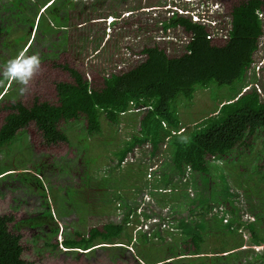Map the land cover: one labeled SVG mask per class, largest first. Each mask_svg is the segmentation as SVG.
<instances>
[{
	"label": "rangeland",
	"instance_id": "374dc122",
	"mask_svg": "<svg viewBox=\"0 0 264 264\" xmlns=\"http://www.w3.org/2000/svg\"><path fill=\"white\" fill-rule=\"evenodd\" d=\"M28 1L30 7L24 8L25 12H21L19 18V0H0V92L7 91L9 95L0 100V128L10 113L4 107L10 103L19 101L28 108L36 102L59 104L57 84L74 83V78L61 68L62 65L68 64L81 73L92 87L100 89L104 86V77L127 72L143 62L146 59L142 54L145 46L156 43L168 56L176 57L185 52V45L190 40L182 29L163 32L158 24L169 17L168 12L173 6L192 8V3L187 0H70L72 8L69 5L66 10L69 21L65 20L64 11L57 19L58 25L63 26L62 32L44 38L37 37L39 30L36 25L31 28L30 22L37 24L40 15L47 13L45 9L50 3L46 0ZM208 1L221 3L227 16L242 0ZM37 3L40 7L36 6ZM21 5L24 6V3L21 2ZM24 17L28 23L19 22ZM112 20L113 24L110 23ZM63 38L68 41L59 45V49L47 48V43H60ZM101 41L102 48L96 50ZM31 51L39 56L41 66L24 87L8 79L5 72L10 61L31 56ZM256 55L258 59L264 56ZM262 76H254L251 70L243 80L232 85L218 86L213 83L207 89L196 86L193 100L188 101L181 96L173 103V109L177 110L184 126H192L191 130L218 110L221 102L236 96L247 84L259 83L264 100ZM139 118V112H128L121 117L118 125H114L103 117L102 131L95 136L87 135L84 120L74 121L62 126L69 141L55 144L47 142L32 122L19 131L10 144L0 149V172L9 171L0 176V216L14 217L9 230L21 235L22 258L32 264H211L213 261L202 257L212 256V259H219L215 260L217 264H241L247 260L250 264L255 263L252 252H262L264 245H253L249 232L238 229L237 221H230L232 216L228 206H238L244 212L243 220L247 223L256 222L259 216L264 219V178L261 179V172L264 171V134L249 150L238 149L225 159L212 158L211 172L202 182L192 185L186 177V180L173 184H180L177 189L163 194L176 207L178 217L187 218L191 234L192 222L195 224L204 220L199 208L193 205L199 203L201 208L209 204L213 210H223L219 214L214 211L206 217L208 228L203 232V255H190L194 246L187 238L192 237H187L176 228L180 218L173 222L174 226L171 223L172 227L168 226L154 238L145 240L142 234L139 238L134 236L133 248L130 249L121 245H99L86 254L65 252L60 242L75 238L78 231L87 234L93 227L102 229L109 222L120 221L123 209L116 208L117 201L113 198L116 189L129 198L142 200V194L137 193L135 188L144 187L145 183L153 184L150 167L158 168L161 162H169L168 145H163L161 153L150 160L147 144L131 153L121 167L116 166V153L126 141L139 133ZM147 190L150 189L145 191L149 194ZM184 191L189 197H185ZM146 195L144 203L149 202L151 197L154 199L151 194ZM251 208L257 211L256 215L248 212ZM141 211L142 205L138 209V212ZM53 218L54 223H51ZM141 219L137 216L130 219L131 223L134 222L133 229ZM260 226L264 232V222ZM127 228L130 234L135 233ZM52 229H58L57 234ZM128 238L124 237L120 242L128 245ZM56 241L58 249L46 245V242ZM234 248L237 249L233 251H238L236 257L228 256L230 258L223 260L212 254L218 252L224 255L221 252ZM235 259H239L240 263Z\"/></svg>",
	"mask_w": 264,
	"mask_h": 264
},
{
	"label": "trees",
	"instance_id": "16d2710c",
	"mask_svg": "<svg viewBox=\"0 0 264 264\" xmlns=\"http://www.w3.org/2000/svg\"><path fill=\"white\" fill-rule=\"evenodd\" d=\"M19 1L18 17L21 12H25L24 8L30 7L28 0ZM46 1L50 3L45 9L48 10L47 13L40 15L37 24L34 21L30 22L31 28L37 26L38 38L48 35L54 37L59 31L62 32L63 26L58 25L57 19L64 11L65 20L69 21L66 10L69 5L72 8L70 0ZM21 2L24 3V6L21 5ZM36 6L40 7L38 3ZM263 6L264 0H242L237 6H234L229 14L231 26L228 29L229 40L221 46L213 45L207 39L208 33L205 28L193 23L189 18L178 14L165 17L164 20L158 22L163 32L182 29L190 37L185 45V52L181 56H168L167 52L156 43L151 46L147 45L142 50V54L146 56L143 62L127 72L112 73L110 77H104V86L100 89L92 87L81 73L65 64L61 68L72 75L74 83L60 82L57 84L58 105L36 102L28 108L17 101L4 107L10 113L0 128V149L10 144L17 133L32 122L35 123L47 142L55 144L69 141L62 126L69 125L71 122L84 120V129L87 135L95 136L102 131L101 120L103 117L111 124L118 125L121 117L132 111L140 113V130L138 134L126 141L116 153V166L121 167L127 157L139 147L148 144L150 147L149 159L152 160L161 153L163 145H168L169 162H161L158 168L150 167L154 183L151 185L145 183L144 187L137 186L135 188L137 193L142 194V200L137 201L135 198H129L116 189L113 192V198L117 201L116 208L123 209L120 221L109 222L102 229L93 227L87 234L78 231L75 238H66L62 242V245L67 249L65 252L74 253L81 249L83 252L80 254H86L85 251L93 250L99 245L105 247V245L122 244V246H126V243L120 242L124 237H129L128 246L132 247L134 236L139 238V235L142 234L145 240L154 238L155 235H161L164 229H168L171 223L174 226L173 222L180 218L176 228L187 237H192L187 238L194 246L190 255L199 257L204 254L202 249V244L205 242L203 232H206L208 228L205 225L206 217L214 211L219 214V211L223 210L221 208L218 211L213 210L209 204L206 207L202 205L201 208L199 203L193 205L194 208H199L204 220H199L195 224L192 222L191 234L187 218L178 217L176 207L164 195L171 192L172 189H177L180 184H173L186 180V177L192 185L194 182L199 183L206 179L211 172L210 164L212 165V163L210 160L212 158L215 160L225 159L238 149L253 148L258 137L264 134V100L255 86L242 92L245 87L250 86L247 84L236 96L221 102L218 110L210 114L202 124L194 125L191 130L192 126H184L181 123L178 112L173 109L172 105L181 96L188 101L193 100L196 86L207 89L213 83L218 86L232 85L245 78L255 61L254 56L259 48L258 39L264 32L263 21L257 15V11ZM27 20L24 17L19 22L28 23ZM67 41V38H63L62 42H55L58 45L51 41L46 46L56 50L59 49V45ZM102 42L98 46L96 45V50L102 48ZM96 43L98 44V42ZM29 47L31 48V45ZM30 54L32 56L36 53L31 51ZM262 77L264 80V74ZM7 94V91L3 92L0 100L6 99L9 96ZM7 172L9 171L0 172V176ZM261 173L262 179L264 171ZM205 187L208 188L209 185ZM148 188L150 190L147 192H150L149 194L154 199L151 197L149 202L144 203L147 194L145 191ZM184 192L186 193L185 197H189L188 192ZM235 197H238V194H235ZM141 205L143 211L139 213L138 209ZM228 209L232 216L230 221H237L238 229L243 228L249 232L253 245L263 246L264 232L260 226V223L264 222L263 217L259 216L256 222L247 223L243 220L242 213L244 212L238 206L232 208L228 206ZM254 210L251 208L247 211L256 215L257 211ZM133 216L142 218L137 221L136 229H133L134 222L132 221L133 225L130 223ZM14 220L12 216H0V264H32L22 258L21 235L14 234L9 230V226L14 223ZM222 220L225 219L222 218ZM51 223H54V218ZM127 227L135 233L130 234ZM52 230L57 234L58 229ZM46 245L53 249L59 248L57 241L55 243L46 242ZM235 249L237 248L221 252L224 255H219L218 252L212 254L225 260L232 256L236 257L238 251H233ZM252 254V257H255L253 264H264V247L262 252L255 254L254 251ZM202 258L213 261L211 264H217L215 260H219L212 259V256H203ZM235 260L239 261V259ZM241 264L250 263L247 260Z\"/></svg>",
	"mask_w": 264,
	"mask_h": 264
},
{
	"label": "built area",
	"instance_id": "2783aa9c",
	"mask_svg": "<svg viewBox=\"0 0 264 264\" xmlns=\"http://www.w3.org/2000/svg\"><path fill=\"white\" fill-rule=\"evenodd\" d=\"M189 3H192V0H187ZM194 8L183 9L178 6H173L172 11L168 12V16L172 17L176 14L179 16H184L189 18L192 22L203 26L207 30H209L208 38L219 45L223 44L227 40H229L228 29L230 26V17L229 15L225 16L226 11L223 9L221 3L216 2L212 4V2L208 0H203L201 2H197L193 5ZM258 17L263 21L264 24V6L257 11ZM225 26V27H224ZM258 52L260 55H264V32L258 39ZM254 75L258 76L264 74V56L262 59H258L257 55L255 57V61L251 68ZM254 86L257 88L258 93L263 96L262 91L260 90V85L255 83Z\"/></svg>",
	"mask_w": 264,
	"mask_h": 264
},
{
	"label": "clouds",
	"instance_id": "9594fccd",
	"mask_svg": "<svg viewBox=\"0 0 264 264\" xmlns=\"http://www.w3.org/2000/svg\"><path fill=\"white\" fill-rule=\"evenodd\" d=\"M195 3V0H192V8L193 5ZM113 20L110 22L111 24ZM194 23V22H193ZM264 25V24H263ZM201 26V25H200ZM205 30L207 31L208 35H209V30H207L205 28ZM170 31V30H169ZM168 31V32H169ZM207 35V39L212 43V41L208 38ZM226 43V42H225ZM224 43V44H225ZM213 45H217L215 43H212ZM223 44V45H224ZM221 46V45H219ZM257 53V52H256ZM255 59V56H254ZM41 66V61L38 55H32V56H25V57H18L16 59H13L12 61L9 62L5 75L8 79L11 80H15L17 81L20 85L26 87L29 83V80L31 79V77L34 75V72L36 70H38ZM251 71V69H250ZM254 75V74H253ZM256 76V75H255ZM255 83L250 84V86H247L243 89L242 92H245L247 89H249V87L254 86ZM259 84V83H258ZM260 85V84H259ZM24 87L21 88V91L24 90ZM261 87V85H260ZM256 88V87H255ZM258 92V91H257ZM149 194L147 193L146 196H148ZM140 213V212H139ZM227 221V220H226ZM131 223V222H130ZM63 241H61L60 243H62ZM122 246V244H117L115 246ZM108 245H105V247H107ZM127 249L132 248L131 246L126 245L125 246ZM67 250V249H65ZM92 250V249H91ZM91 250H88V252H90ZM77 251L79 252H83V250L78 249ZM87 251H85L86 253Z\"/></svg>",
	"mask_w": 264,
	"mask_h": 264
}]
</instances>
